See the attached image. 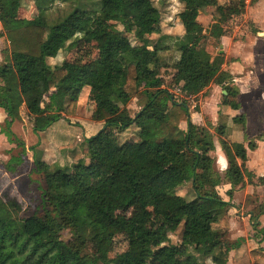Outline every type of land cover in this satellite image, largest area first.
I'll list each match as a JSON object with an SVG mask.
<instances>
[{
  "label": "trees",
  "instance_id": "16d2710c",
  "mask_svg": "<svg viewBox=\"0 0 264 264\" xmlns=\"http://www.w3.org/2000/svg\"><path fill=\"white\" fill-rule=\"evenodd\" d=\"M178 1L183 5L179 13L183 35L175 42L179 57L172 65V87H167L160 73L166 65L158 52L169 47L149 39L160 21L152 0H100L98 10L75 8L53 25L40 10L37 21L15 22L11 27L22 0H0V24L7 27L8 43L0 63V110L6 116L7 134L21 119L22 107L34 117L36 132L63 118L62 112L69 114L76 99L67 89L75 86L95 92L93 112L102 119L101 129L82 142L90 154L87 164L74 163L69 170L38 157L33 160L34 171L44 180L42 214L13 221L16 235L0 230V264H204L185 254L186 246L212 264H227L229 251L243 239L229 243L226 232L215 225L232 205L234 190L243 186L245 176L251 182L247 149L257 145L253 140L244 145L221 139L227 166L223 176L217 171L212 134L191 120L186 98L211 84L237 95L232 75L222 68L224 54L218 50L221 37L228 35L222 23L230 14L221 15L207 34L198 16L218 0ZM237 3L241 12L244 0ZM109 21L123 24L137 43ZM79 41H94L97 58L50 66L49 57ZM138 94L145 103L130 114L128 105ZM232 121L244 127L242 114ZM181 122L186 123L184 130L179 128ZM130 125L137 127L138 139L132 144L120 142L118 133ZM216 132L225 135L224 127L218 126ZM18 145L24 150L23 141ZM102 170L107 175L94 183ZM186 181L196 199L204 202V211L177 194ZM224 181L230 186L224 192L227 200L217 189ZM126 209L133 210L130 217L121 214ZM261 215L262 206L249 212L252 228L264 235ZM155 216L164 220L161 233ZM180 227L181 244H172L169 234ZM67 228L74 230L70 242L61 239ZM121 233L128 248L110 258L111 237ZM155 234L160 246L152 250ZM216 247L220 249L213 254ZM249 255L257 259L264 257V251L252 249Z\"/></svg>",
  "mask_w": 264,
  "mask_h": 264
},
{
  "label": "rangeland",
  "instance_id": "374dc122",
  "mask_svg": "<svg viewBox=\"0 0 264 264\" xmlns=\"http://www.w3.org/2000/svg\"><path fill=\"white\" fill-rule=\"evenodd\" d=\"M238 1L218 0L217 5L209 6L200 12L198 21L203 29L207 31V34L210 26L218 21L221 15L230 14L225 22H221L227 29L228 35L232 37L233 32H235L234 41L240 38H245L246 42L251 41L252 36L262 26V21L258 19L261 14H264V0H255V2L244 0L245 7L241 12L238 11ZM258 1L261 2V8L258 11H254L253 4ZM152 2L159 10L160 21L157 31L149 39L151 43L161 41L169 47L168 49L160 50L158 56L161 64L166 65L160 70L161 75L164 77V85L172 87L171 78L174 73L172 65L179 57L175 42L183 35V27L179 20V13L183 5L178 0H152ZM100 4V0H22L17 17L8 27H11L15 22L37 21L40 10L43 11L48 24L53 25L75 8L98 10ZM233 9H236L237 12H232ZM109 25H113L124 35L128 36L132 43H137L133 38V34L126 32L123 24L109 21ZM6 30L7 27L0 26V63H2L4 57L3 50L8 47L4 35ZM203 45H205V40ZM97 55L98 50L95 42L79 41L74 46L67 44L66 47L57 52L56 56L49 57L47 60L50 66L53 67L63 61L74 63L89 62L97 58ZM251 61H249V65L252 66L254 61ZM259 64L261 66L262 61L259 60ZM260 66L248 67L251 70L253 69L254 73L256 72L257 86H254L249 91L246 90V93L240 95V101L235 106H232V109L249 115L250 121L247 125L244 124V127H242L241 123L233 122L232 127L226 128L222 120L214 127L210 123H206L204 126L199 125L212 134L215 149L211 155L215 160V167L221 176H223L225 166L222 161V166L220 165L221 163L216 162L217 156L215 153L218 149H221V139L228 141L239 140L244 145H247L248 140H253L257 145L255 150L247 149L248 161L246 170L252 173L251 182L245 176L243 186L234 190L231 200L232 205L227 208L226 214L215 225L217 229L226 232V240L229 243L236 242L237 239H243L239 242L240 244L237 248L229 251L227 264H264V257L254 259L249 255L252 249L264 251V235L259 230L256 231L252 228L249 217V212L256 213L260 206L264 207V180H261V176H264V66ZM94 93L88 87L76 88L75 86L67 89V94L76 99L73 111L69 114L62 112L63 118L51 124L44 131L36 132L34 130V117L23 107L20 112L21 119L11 124L9 134H7L6 116L0 110V230L7 235L11 233L16 235V231L13 230V221L15 222L20 218L31 215L42 214L41 191L44 187V180L42 175L34 171L33 160L36 157L48 163L65 166L69 170L74 163L84 165L89 162V151L82 142L102 127V119L99 113L93 112L94 103L92 100ZM177 93H179L178 90L175 91L178 96L179 94ZM220 96L221 102L227 103V100L222 99L221 94ZM145 99L141 94L131 99L128 107L129 113L134 114L145 103ZM194 104L191 102L190 105ZM191 112L194 111L189 110L190 114ZM218 126L224 127V136L216 132ZM236 130L241 133H235ZM118 138L122 143H134L138 139L137 127L130 125L127 129L118 133ZM19 141H23L24 150L18 145ZM15 157L18 160L13 161ZM106 175L107 171L102 170L98 178L94 180V183ZM229 187L224 181L217 188L225 200L228 197L224 192ZM176 192L185 196L192 204L194 203L199 211L205 210L204 202L196 199L190 181L184 182ZM132 213V209H126L121 212L126 217H130ZM153 219L156 228L161 233L164 228L163 218L155 216ZM259 222L260 227H264V215L259 217ZM180 230L181 227L169 234L172 244H181ZM73 236L74 230L69 228L64 229L61 233V239L65 242H70ZM259 238L263 239L260 243L257 241ZM111 239L110 258L127 250L128 242L125 234L113 235ZM157 239L156 234L152 236V250L160 246V242ZM246 239L248 242H246ZM11 243L12 240H9V245ZM219 249L220 247H216L213 254ZM182 250L187 255L196 256L204 264H212L209 258H202L190 246L183 247Z\"/></svg>",
  "mask_w": 264,
  "mask_h": 264
},
{
  "label": "crops",
  "instance_id": "0c3cea01",
  "mask_svg": "<svg viewBox=\"0 0 264 264\" xmlns=\"http://www.w3.org/2000/svg\"><path fill=\"white\" fill-rule=\"evenodd\" d=\"M260 8V1L253 4L254 11H258ZM262 19H264V14H261L258 19L262 21V26L258 31L255 32V35L252 36L251 41L249 42H246L245 38H240L237 41H234L235 32H233L234 34L232 35V37H230L229 35L221 37L218 50L223 53L225 57V61L222 65V68L232 75V85L236 87L238 93L236 96H230L227 95V93H224L223 91L225 90H223L219 85L211 84L208 88H206L199 94L186 98L189 110L194 111L191 112L190 117L195 124L204 126L206 125V123H210V125L214 127L218 122L222 120V122L224 121L223 123L226 128L232 127V118L236 115L241 114L245 118V124L247 125L249 123V115L247 113L243 114L240 113L238 110L232 109V106L240 101V95L246 93V90L249 91L254 86H257L256 72L254 73V70H251L248 67L250 66L251 68H253L260 66L259 60L262 61V65L264 66V20ZM251 60L254 61V65L252 66L249 65V61ZM220 94L222 95V99L227 100V103L221 102ZM191 102L195 104L191 106ZM185 127L186 123L181 122L179 128L184 130ZM239 132V130L235 131V133ZM237 142H239V140ZM215 153L217 156L216 162L221 163L222 161L226 168L227 161L222 149H218V151H216ZM222 163L220 164L221 166ZM225 168L223 170H225ZM246 242H248L247 239Z\"/></svg>",
  "mask_w": 264,
  "mask_h": 264
},
{
  "label": "water",
  "instance_id": "95a60500",
  "mask_svg": "<svg viewBox=\"0 0 264 264\" xmlns=\"http://www.w3.org/2000/svg\"><path fill=\"white\" fill-rule=\"evenodd\" d=\"M220 52V51H219ZM224 93H226L225 91H223Z\"/></svg>",
  "mask_w": 264,
  "mask_h": 264
}]
</instances>
